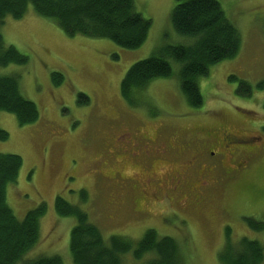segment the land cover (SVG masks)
Here are the masks:
<instances>
[{"label": "rangeland", "instance_id": "rangeland-1", "mask_svg": "<svg viewBox=\"0 0 264 264\" xmlns=\"http://www.w3.org/2000/svg\"><path fill=\"white\" fill-rule=\"evenodd\" d=\"M219 1L239 30L242 47L200 79L204 104L196 109L181 91L175 61L172 77L155 79L134 94L137 104L121 95L133 64L165 45L190 43L173 28L175 0H135L136 10L151 20L147 40L136 49L106 38L68 36L32 6L20 19H5L0 28L5 43L29 60L0 72L17 75L23 95L40 112L26 125L13 113L0 112V129L9 133L0 139V152L23 158L17 182L7 188L9 206L24 219L47 204L40 241L24 260L58 254L63 264H75L70 236L77 219L57 213L58 196L87 212L106 239L139 240L150 228L175 238L187 264H222L228 226L233 242L248 237L264 244V230L247 219L264 223V87H259L264 85V0ZM55 72L64 75L61 84L54 83ZM239 80L251 83L252 96L237 92ZM80 93L89 96L88 104L78 102ZM221 126L246 138L250 154L230 158L233 168L241 166L233 179L217 183L203 156L191 164L189 152L175 150L189 146L195 134ZM128 256L123 264H134Z\"/></svg>", "mask_w": 264, "mask_h": 264}, {"label": "trees", "instance_id": "trees-1", "mask_svg": "<svg viewBox=\"0 0 264 264\" xmlns=\"http://www.w3.org/2000/svg\"><path fill=\"white\" fill-rule=\"evenodd\" d=\"M30 6L38 15L53 20L68 36L106 38L127 49L140 47L151 28V20L136 10L135 0H0V28L7 17H24ZM171 22L174 30L189 38L190 43L165 45L133 64L121 82V95L129 104H137L134 94L147 89L155 79L172 77L175 61L180 66V88L188 105L199 108L204 104L200 79L209 75L213 65L236 57L241 50V34L219 0H175ZM28 60L15 46L7 45L0 32V68L24 65ZM53 79L55 84H61L65 77L55 72ZM237 92L252 96L253 87L247 80H239ZM78 102L88 104L90 98L80 93ZM1 111L13 113L21 125L34 123L40 117L37 104L23 95L15 74L0 72ZM8 137L9 133L0 129V139ZM22 166L20 155L0 152V264H63L58 254L24 260L40 241L41 218L47 212V204L43 202L30 210L24 219H19L9 206L7 188L17 182ZM81 195L87 198L85 191ZM55 206L59 215L77 219L70 236L75 264H123L129 254L127 259L131 257L134 264H187L182 244L173 237L160 236L156 229H147L139 240L123 235L106 239L88 213L77 205L58 196ZM247 219L256 230H264V223ZM231 234L228 226L226 243L219 254L222 264L263 262V243L248 237L233 242Z\"/></svg>", "mask_w": 264, "mask_h": 264}, {"label": "flooded vegetation", "instance_id": "flooded-vegetation-1", "mask_svg": "<svg viewBox=\"0 0 264 264\" xmlns=\"http://www.w3.org/2000/svg\"><path fill=\"white\" fill-rule=\"evenodd\" d=\"M195 136L196 138L189 146L180 145L178 148L176 147V150L172 146V149L179 154L189 152V162L191 164H194L200 156H203L207 160L204 166L210 173L217 176V183L233 179L235 170L238 166H241V164H238L236 168H233L230 158L238 160L241 154H250L245 144L246 138L238 136L224 126H221L215 132L204 133L201 131ZM143 138L147 139L146 137ZM247 139L249 140V138ZM216 172L218 175L215 174ZM255 196H258V191H256Z\"/></svg>", "mask_w": 264, "mask_h": 264}]
</instances>
